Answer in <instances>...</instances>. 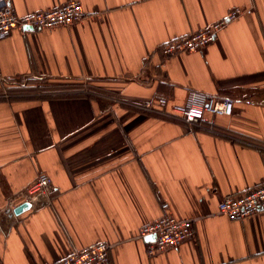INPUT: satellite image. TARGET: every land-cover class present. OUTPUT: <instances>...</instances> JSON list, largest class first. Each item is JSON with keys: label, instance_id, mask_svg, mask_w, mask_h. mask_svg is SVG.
Masks as SVG:
<instances>
[{"label": "crops", "instance_id": "0c3cea01", "mask_svg": "<svg viewBox=\"0 0 264 264\" xmlns=\"http://www.w3.org/2000/svg\"><path fill=\"white\" fill-rule=\"evenodd\" d=\"M8 1L25 14L70 0ZM79 1L78 22L0 38V264L54 263L99 240L106 264H264V209L218 211L264 183V0ZM235 7L204 48L161 54ZM189 90L232 113L195 125L169 113ZM38 172L51 189L15 214ZM162 201L195 232L148 254L138 232Z\"/></svg>", "mask_w": 264, "mask_h": 264}, {"label": "built area", "instance_id": "2783aa9c", "mask_svg": "<svg viewBox=\"0 0 264 264\" xmlns=\"http://www.w3.org/2000/svg\"><path fill=\"white\" fill-rule=\"evenodd\" d=\"M242 9L231 8L227 14L205 28L189 32L186 35L171 38L162 42L158 47L165 57L173 56L179 52L200 50L210 44L219 30L230 21L236 19ZM82 3L79 0H70L52 8L39 9L17 14L8 0H0V38L8 36L12 30H24L26 26L33 28H52L78 22L86 16ZM167 98L159 97L157 105L164 111ZM184 102L172 104L169 113L181 118L188 124H199L209 117L219 114L230 115L233 102L228 98H216L198 90H189ZM52 181L45 172H38L32 180L22 187L24 202L32 203L36 196L48 192ZM169 203L162 201L160 215L140 227L139 236L147 238L146 249L148 254L161 251L165 248H175L186 239L194 235V226L190 218H177L171 211ZM11 206V203L8 204ZM264 209V183L250 187L239 194L224 196L218 202V211L229 219H239L249 216L258 210ZM110 244L99 240L71 251L61 260L44 264H106L109 258Z\"/></svg>", "mask_w": 264, "mask_h": 264}, {"label": "water", "instance_id": "95a60500", "mask_svg": "<svg viewBox=\"0 0 264 264\" xmlns=\"http://www.w3.org/2000/svg\"><path fill=\"white\" fill-rule=\"evenodd\" d=\"M28 28L30 29L32 27L31 26H26L25 27V29H28ZM29 206H30V203H28L27 201L26 202H23L20 205L16 206L13 209V212L15 214H18V213L22 212L23 210H27L29 208ZM147 238L153 240L154 239V235L153 234L152 235H149V236H147Z\"/></svg>", "mask_w": 264, "mask_h": 264}]
</instances>
